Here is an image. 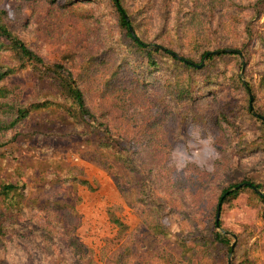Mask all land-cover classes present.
<instances>
[{"label":"trees","instance_id":"obj_1","mask_svg":"<svg viewBox=\"0 0 264 264\" xmlns=\"http://www.w3.org/2000/svg\"><path fill=\"white\" fill-rule=\"evenodd\" d=\"M46 1L78 21L103 28L99 32L101 38L96 46L82 48L76 45L63 52L61 60L47 62L16 31L9 12L0 7V54L10 59L0 64V113L7 114V119L0 121V132H15L16 136L35 112L63 111L72 122L68 134L81 136L88 160L110 172L123 192L134 194L136 204L144 209L146 224L154 236L167 237L170 230L163 221L173 209L158 186L159 181L164 183V179L139 159L141 151L150 148L167 151L174 142L183 139L187 123L200 117L211 125L232 124V117L238 110L245 111L260 126L257 137L239 140L234 149L242 156L264 150V120L261 119L264 111L255 109L253 80L246 78L244 81L240 73L241 55L235 52L208 55L221 49L239 50L244 56L249 54L247 42L242 47L221 46V41L228 34L222 21L226 14H232L226 7L228 0H199L213 14L220 12L218 24L214 27H210L213 21L195 7L193 0L192 7L181 5L180 17L174 21L166 17L161 28L152 33L147 25V10H129L124 0ZM256 2L253 10L258 11L254 18L264 15L263 0ZM230 4L236 2L232 0ZM234 18L238 19L237 16ZM194 21L197 22L196 28L192 26ZM245 33L253 35L254 27L245 28ZM258 36L264 49V31ZM70 62L77 64L76 70L67 66ZM27 67L41 80L50 81L55 88L54 93L22 101L20 92L2 84L9 76ZM259 78L264 86V70L259 73ZM249 89L253 95L254 112L251 111ZM234 91L241 94L240 107L230 103ZM93 94L98 98L94 99ZM139 99L149 104L152 117L140 125L135 124L129 133L115 131L112 109L107 104ZM219 100L225 102L221 105ZM213 103H218L219 108L214 109ZM114 163L121 164L127 176L119 174ZM69 172L58 179L62 183L90 186L87 179ZM239 185L244 186L233 190ZM27 188L21 178L0 181V241L2 237L9 236L26 238L32 243L38 240L48 257L47 264H97L92 249L81 242L72 223L58 227L57 233L64 240L66 250L64 254H57L58 245L53 236L56 231L48 226L34 227L27 225L29 221L22 222V216L26 215ZM256 188L264 192L263 184L254 179H245L224 188L215 208L216 215L220 205L223 210L241 193L250 191L260 204L259 214L264 221V195L259 194ZM183 214L186 215L185 212ZM216 215L213 226L206 231L195 228L187 230L188 235H182L179 243L183 256L192 255L199 247L198 257L202 258L203 264H223L222 260L229 264L228 256L232 251L231 264H254L247 256L237 260L239 242L233 250L235 240L219 230L223 223L220 221V226H217ZM115 221L124 226L118 219ZM188 240H192L195 246ZM222 252H225V260L223 255L220 258ZM132 253L133 248L125 246L115 253L112 264H132ZM156 257L158 261L154 264H176L177 261L160 251Z\"/></svg>","mask_w":264,"mask_h":264},{"label":"rangeland","instance_id":"obj_2","mask_svg":"<svg viewBox=\"0 0 264 264\" xmlns=\"http://www.w3.org/2000/svg\"><path fill=\"white\" fill-rule=\"evenodd\" d=\"M234 1V5L230 4L232 0L226 4L232 14H226L222 21L228 34L221 41V46L242 47L244 42L248 43L249 54L245 55L246 70L242 77L244 81L246 78L253 80L255 109L264 111V86L259 78V73L264 70V49L258 36L264 31V15L254 18L258 11L253 10L257 0ZM124 2L129 10H147L150 33L159 30L166 17L172 21L180 17L181 5L192 7L195 2V7L213 21L210 27L218 24L221 15L220 12L213 14L208 11L207 5L203 7L205 4L202 6L199 0ZM0 7L9 12L16 31L47 62L61 60V54L76 45L82 48L96 46L101 38L99 32L103 28L78 21L46 0H0ZM196 25L194 21L192 26L196 28ZM250 27H254L251 36L245 33V28ZM9 61V57L0 54V64ZM237 65L239 70L238 62ZM67 66L72 70L77 68L74 62ZM242 67L243 62L241 74ZM2 84L20 92L22 101L47 97L55 91L50 81L41 80L29 67L9 76ZM231 95V105L240 107L241 94L234 91ZM93 98L98 96L93 94ZM223 102L219 100L221 105ZM107 106L112 109L111 118L117 132L129 133L135 124H142L153 112H150L149 104L140 99L110 101ZM212 106L219 108L218 103ZM255 114L258 115L257 112ZM6 115L0 113V121L6 120ZM231 121L232 124L222 123L220 126L211 125L202 117L197 118L187 123L183 139L174 142L167 151L150 148L140 152L139 159L164 179V183L159 181L158 186L173 209L163 221L170 230L165 238L151 233L144 209L136 204L134 194L123 192L110 172L88 160L81 136L68 134L72 122L63 111L35 112L16 136L15 132H0V143H3L0 145V181L21 178L26 182L28 199L22 222L29 221L27 225L34 227L48 226L56 231L53 236L58 245L57 254H64L66 250L64 240L57 233L58 227L70 222L81 242L92 249L97 264H112L115 253L125 246L133 248L132 264H154L158 261L156 253L159 251L173 256L176 264H203L202 258L198 257L199 247L192 255L183 256L179 243L182 235H188L189 229L206 231L213 226L215 208L224 188L245 179L260 181L264 186V150L242 156L234 149L239 140L257 137L260 123L240 110L235 112ZM114 165L119 174L127 176L121 164ZM68 172L87 179L90 186L62 183L58 177ZM170 183L174 186L171 187ZM260 208L250 191L241 193L223 207V228L219 230L238 236V261L247 256L254 264H264V221L259 214ZM30 220L33 221L30 223ZM229 236L235 240L233 235ZM2 238L0 264L49 263L38 240L32 243L19 236ZM188 243L195 246L192 240ZM222 255L225 260V252L220 254V258ZM232 258L233 255L228 256L229 261ZM222 263L226 261L222 260Z\"/></svg>","mask_w":264,"mask_h":264},{"label":"water","instance_id":"obj_3","mask_svg":"<svg viewBox=\"0 0 264 264\" xmlns=\"http://www.w3.org/2000/svg\"><path fill=\"white\" fill-rule=\"evenodd\" d=\"M132 32H133V30H132ZM226 52H235V53H238V54L241 55V57H242V61H243V68H242V75H243L244 72H245V68H246V62H245V56H244V53H243L242 51L235 50V49H221V50H217V51H214V52H210V53H208V55L213 54V53L219 54V53H226ZM208 55H207V56H208ZM207 56H206V57H207ZM249 91H250V97H251V111L254 112V106H253V95H252V92H251L250 89H249ZM262 119L264 120V118H262ZM244 185H245V184H244ZM244 185H239V186L235 187L233 190H237L238 188H241V187L244 186ZM256 191H257L259 194L264 195V192L261 191V190H259V189H257V188H256ZM221 213H222V207H221V205H220L219 208H218V210H217V215H216V224H217L218 227L220 226ZM223 232H224L226 235H233V237L235 238V242H234V244L232 245V248H233V250H234L235 244H236V242H237V240H238V236H237L236 234H232L230 231H227V230H223ZM232 254H233V251H232V253H231L230 255L232 256ZM229 264H231V260H230Z\"/></svg>","mask_w":264,"mask_h":264}]
</instances>
